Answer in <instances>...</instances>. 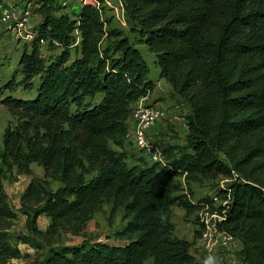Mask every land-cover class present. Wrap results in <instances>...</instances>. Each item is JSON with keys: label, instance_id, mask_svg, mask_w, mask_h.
<instances>
[{"label": "trees", "instance_id": "obj_1", "mask_svg": "<svg viewBox=\"0 0 264 264\" xmlns=\"http://www.w3.org/2000/svg\"><path fill=\"white\" fill-rule=\"evenodd\" d=\"M61 1H38L19 78L0 85L12 118L0 144V264L22 257L19 242L38 251L30 264H196L199 229L179 238L170 212L204 205L237 239L240 264H264V0H122L127 32L111 25L105 6L68 14ZM138 46L189 106L180 143L156 138L162 163L129 138L134 104L156 87ZM127 147L142 160L128 164ZM11 171L30 176L19 200L25 232L14 241L5 232L17 213L2 185ZM219 177L228 182L214 196L192 200L188 186ZM104 203L110 213L123 209L106 241L60 243L83 236Z\"/></svg>", "mask_w": 264, "mask_h": 264}, {"label": "rangeland", "instance_id": "obj_2", "mask_svg": "<svg viewBox=\"0 0 264 264\" xmlns=\"http://www.w3.org/2000/svg\"><path fill=\"white\" fill-rule=\"evenodd\" d=\"M38 1L39 0H11L12 5L17 8V11H20L27 5H29V8L32 9L30 18L24 23L22 27L19 26L20 28L16 29L15 31L13 29L15 25L14 21L5 23V21L0 18V58L2 62L0 66V85L14 76V71L16 69L15 65L19 55L22 52V48L26 45H29L31 38V36L29 37L31 28H33L34 24L39 20L38 15L35 14V9L37 7H35V5L38 3ZM55 1L57 3V0ZM118 2L119 0H112V5L118 6ZM18 6H21V8ZM79 7L80 5L77 3L75 6V11ZM112 10L108 7H104L105 14L107 16L112 15L111 25L123 30L124 32H127L129 24V17L127 13L123 11V17L126 20V24L123 25L119 22L117 17L114 16L115 11L113 8ZM138 48L149 67L150 72L148 77L150 80L156 83V87L150 96L144 98L141 102L137 101L134 107L139 104L141 106L152 105L155 108H160V110L163 111V116L155 123L159 128V140L163 143H180L184 133L186 132L185 116L189 113V106L171 89V87L163 79H159V70L153 64V54L150 53L145 46H138ZM46 51V46L42 45L41 53L46 55ZM14 77L16 79L19 78L18 75H15ZM6 93V91L2 93L0 92V99L3 98ZM17 93L23 96L28 95L20 89L17 90ZM11 121L12 118L9 115L7 109L0 103V144L2 142L3 130ZM150 135L152 138H157L153 131H151ZM128 152V154L132 155V158L127 162L128 164H132L136 159L135 157L137 156L139 159L142 158L137 150L131 148L130 151L128 149ZM220 157L223 160L225 159L223 154H220ZM32 172L35 176H43L42 168L35 164L32 165ZM29 179L30 176L24 174L16 175L14 171L4 172L2 174V185L7 202L9 206L17 213L12 223L11 229L5 232L6 237H9L13 241L19 235H23L25 232V216L19 212V200L22 191L29 182ZM227 182L228 180L222 177H219L215 180H203L200 183L191 184L186 188V190L192 195V200H196L202 196H214L216 191L221 189L222 186L227 184ZM51 185L54 187L55 183H52ZM214 204H219V200L214 199ZM110 209L111 203L102 204L100 209L94 213L90 221L87 223L83 236L64 234L61 236L60 243L78 244L83 240V238L86 237L93 239H107V234L111 233L113 228L120 225L121 218L123 216V209L121 207L117 208L114 213H110ZM170 216L175 227L176 236L191 241L194 231L199 228L197 212L188 214L185 213L182 208L174 206L171 208ZM41 221H43V223L39 224V227L44 230L47 226V222H45L46 220L43 215L39 218V223H41ZM238 249L239 243L235 245V248L230 252L232 255L231 260H226L224 264H240L236 256V251ZM145 263L150 264L151 260L147 259Z\"/></svg>", "mask_w": 264, "mask_h": 264}, {"label": "built area", "instance_id": "obj_3", "mask_svg": "<svg viewBox=\"0 0 264 264\" xmlns=\"http://www.w3.org/2000/svg\"><path fill=\"white\" fill-rule=\"evenodd\" d=\"M69 0H62L61 5L66 8ZM82 4H90L99 9L108 7L115 11L119 22L123 25L126 20L123 17V2L119 0L118 6L112 5V0H76ZM27 5L20 11L12 5L11 0H0V18L9 23L14 21L17 29L23 26L30 18L32 9ZM120 12H119V11ZM113 11V10H112ZM43 43V42H42ZM144 98H141V102ZM163 116V111L154 106L133 107L129 119V138L134 148L142 151L150 162H163L164 157L161 148L155 137H151V131L155 123ZM222 216L217 212L210 211L207 205H204L197 211L199 233L191 245L190 252L196 260V264H224L227 256L238 244L237 239L228 231L220 227Z\"/></svg>", "mask_w": 264, "mask_h": 264}, {"label": "crops", "instance_id": "obj_4", "mask_svg": "<svg viewBox=\"0 0 264 264\" xmlns=\"http://www.w3.org/2000/svg\"><path fill=\"white\" fill-rule=\"evenodd\" d=\"M68 2H69V7L63 9L62 11L65 12V13L70 14L73 11H75V6L77 5V3H76L77 1L76 0H69ZM36 6L37 5H35V7ZM18 7L21 8V6H18ZM13 29L15 31L17 28L14 27ZM29 37H30V35H29ZM150 95L151 94L147 95L146 97H148ZM158 130H159V128L156 125L152 128V131L154 132V135L157 136V137H158V134H159V131ZM128 149L130 151V148H128ZM131 156L132 155L130 154V157H129L128 160H130L132 158ZM137 157H135V158H137ZM181 182L183 183V180L182 179H181ZM39 218H40V216L37 219V225H38V227H39V224H42L43 223V221H41V223H39ZM44 218L46 220L45 222H47V224H48V219L45 216H44ZM39 229L42 230V228H40V227H39ZM179 238H181V237H179ZM181 239H185V238H181ZM98 240H100V241H102V240L106 241V239H98ZM186 240H188V239H186ZM63 245H74V244H63ZM17 247H18V249L20 251V254H21L20 256H22V257H19V258H16V259H12L11 260V264H30L33 261L34 257L38 253V251H36V249L34 247H32V246H30L29 244H26V243L19 242V243H17ZM23 256H27V257L24 258ZM231 258H232V255L231 254L227 256V260H231Z\"/></svg>", "mask_w": 264, "mask_h": 264}]
</instances>
